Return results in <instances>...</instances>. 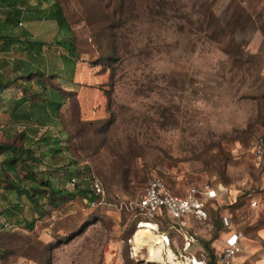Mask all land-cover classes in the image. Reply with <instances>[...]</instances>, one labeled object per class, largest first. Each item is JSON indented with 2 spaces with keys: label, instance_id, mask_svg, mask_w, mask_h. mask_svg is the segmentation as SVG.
<instances>
[{
  "label": "rangeland",
  "instance_id": "rangeland-1",
  "mask_svg": "<svg viewBox=\"0 0 264 264\" xmlns=\"http://www.w3.org/2000/svg\"><path fill=\"white\" fill-rule=\"evenodd\" d=\"M58 1L70 31L44 38L52 47L50 55L44 47L41 70L60 76L47 84L75 93H63L59 125L49 109L28 113L54 135L58 166L73 172L65 145L104 196L70 199L31 230L0 229V264H154L131 242L137 229L150 228H137L136 210L150 178L177 195L223 186L218 214L243 236L233 264H264V165L251 153L264 132V0ZM18 30L0 25L10 37ZM69 41L72 72L60 58ZM11 134L1 131L0 142L19 144ZM34 149L50 157L48 146ZM190 231L218 252L214 224L192 223Z\"/></svg>",
  "mask_w": 264,
  "mask_h": 264
},
{
  "label": "trees",
  "instance_id": "trees-1",
  "mask_svg": "<svg viewBox=\"0 0 264 264\" xmlns=\"http://www.w3.org/2000/svg\"><path fill=\"white\" fill-rule=\"evenodd\" d=\"M12 1V3H10ZM29 0H0V16L2 21L0 25L17 26L24 19V11H34L41 15L40 19L45 21L47 27L52 30L65 29L70 31V26L64 15L63 8L58 0H36V4L30 8ZM3 46L1 51H5V46L16 41V38L10 36H1ZM61 46L64 43L58 42ZM68 47H64L71 55L73 60L74 48L71 42H67ZM41 49L43 45H47L48 49L51 44L48 42H35ZM57 79L58 76L48 74L44 71L36 73H28L24 78V86H22L25 96L23 102L25 111L22 113L25 123L30 122L28 109L37 106L42 110L49 109L51 114L58 118L63 103L66 100L60 86L47 84L48 79ZM6 84L0 83V89ZM36 87V89H34ZM59 97V101H53L51 95ZM26 99V100H25ZM50 107V108H49ZM6 114L0 115V127L8 124ZM18 119H11L10 123H16ZM43 127V124H41ZM19 144H3L0 143V229L6 228H26L33 229L34 223L41 221L49 210L57 208L66 201L79 197L85 202L92 203L99 199L90 189V182L93 180L90 172L77 164L71 159L67 147L64 145L65 153L72 161V174L66 167L58 166L59 160L55 157L56 153L51 149L50 136L36 138L28 136L24 133L20 135ZM48 145V154L35 150V146ZM65 181L70 185L73 180L74 184L71 189L65 188L61 183ZM212 216L210 222L216 226L217 230L226 233L221 223V216L218 214L217 206L212 208ZM139 222V221H138ZM1 231V230H0ZM210 257L209 264H215L217 256L215 251L210 247L209 243L202 244ZM2 256V246L0 244V258Z\"/></svg>",
  "mask_w": 264,
  "mask_h": 264
},
{
  "label": "built area",
  "instance_id": "built-area-1",
  "mask_svg": "<svg viewBox=\"0 0 264 264\" xmlns=\"http://www.w3.org/2000/svg\"><path fill=\"white\" fill-rule=\"evenodd\" d=\"M251 153L256 163L264 164V133L254 141ZM73 184L71 180L70 185ZM90 189L96 196H104L103 186L98 180L90 182ZM225 193L226 189L221 185L201 184L177 195L160 179L150 178L136 200L140 217L137 228L142 224L148 225L153 234L162 238L164 264H209L208 252L191 233L190 227L192 223L210 221L211 208ZM221 223L226 233L218 252L215 251V264H233L241 252L243 236L233 229L229 216H221ZM162 225V232H158ZM168 233L177 235L181 240L180 245Z\"/></svg>",
  "mask_w": 264,
  "mask_h": 264
},
{
  "label": "crops",
  "instance_id": "crops-1",
  "mask_svg": "<svg viewBox=\"0 0 264 264\" xmlns=\"http://www.w3.org/2000/svg\"><path fill=\"white\" fill-rule=\"evenodd\" d=\"M10 3H12V1H10ZM28 3L31 6L30 8H32V5L36 4V0H29ZM23 14L25 17L23 20H21L20 23L21 25L20 26L18 25L19 33H16V35L13 36L14 38H16V41L6 45L5 51H1L2 58L0 61V83L2 82V84H6V85L2 89H0V115L6 114L9 122L4 127H0V133L1 131L6 134L12 133L11 135L14 136V138L16 139V138H20V135L23 133L28 136L36 137L38 134L37 132H41V134H39L41 138L44 136H50L51 138H53L54 135L51 133V130L44 131L41 130L42 128L41 125L38 126L37 122H41V120L38 117L36 118L37 115L28 113L30 117V122L25 123L26 121H24L22 113L25 111L24 107L27 104V102L26 101L23 102L24 97H26L25 92L22 89V86H24L23 78L28 73H36L38 71H42L41 70L42 67L44 68V58L46 56L45 54H42V52H44L45 45H43L41 49H39L38 45H33V43L42 42L44 41V38L54 37L59 33L66 34L68 31L65 29L52 30L51 28L47 27L45 21L40 19L41 15L34 11L25 10ZM1 21H2V16H0V22ZM0 36H9V35H5V33H1ZM0 45L3 46L2 39H0ZM46 49L48 55H50L51 48L49 49L46 48ZM10 57L16 58L15 65L13 64L9 66V63L7 61ZM60 58L63 60L65 65H71V69L69 71L72 72L75 68L74 67L75 63L71 59V56H69V53L67 52V54H62ZM57 76H58L57 79H59L60 76L59 75ZM75 83H78V80L74 82V84ZM61 88L66 93L69 94L75 93L73 89H71L69 86L66 87L65 89L63 86H61ZM34 89H36V87H34ZM97 97L98 96L95 94L94 98L96 99ZM15 118L18 119V122L13 124L10 123V120ZM54 121L57 122L55 124L58 123L60 124L58 118L54 117ZM0 143L12 144L11 141L9 140ZM41 146H48V145H41ZM259 165H264V164H259ZM224 197L225 194L222 195L218 199V201L219 202L223 201ZM218 201L214 203L213 208L217 206V204L219 203ZM211 213H210V217L212 216ZM196 224H200V223H196ZM220 236L222 238L220 242H222V240L225 238V233L220 232Z\"/></svg>",
  "mask_w": 264,
  "mask_h": 264
},
{
  "label": "bare ground",
  "instance_id": "bare-ground-1",
  "mask_svg": "<svg viewBox=\"0 0 264 264\" xmlns=\"http://www.w3.org/2000/svg\"><path fill=\"white\" fill-rule=\"evenodd\" d=\"M133 250L139 253L140 250L145 249L147 251L148 263L164 264L162 258L165 246L163 245L162 238L153 234L149 228L141 227L135 231L132 236Z\"/></svg>",
  "mask_w": 264,
  "mask_h": 264
}]
</instances>
